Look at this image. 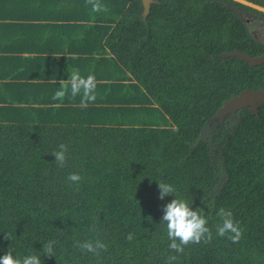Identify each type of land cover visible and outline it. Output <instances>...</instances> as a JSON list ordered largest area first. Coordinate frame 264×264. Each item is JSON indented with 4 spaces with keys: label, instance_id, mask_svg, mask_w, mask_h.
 I'll list each match as a JSON object with an SVG mask.
<instances>
[{
    "label": "trees",
    "instance_id": "obj_1",
    "mask_svg": "<svg viewBox=\"0 0 264 264\" xmlns=\"http://www.w3.org/2000/svg\"><path fill=\"white\" fill-rule=\"evenodd\" d=\"M100 2L107 12L87 0L60 9L77 21L67 26L76 30L67 49L78 53L68 66L95 76L94 102H14L0 83V257L11 250L42 264H168L169 256L172 264H264V104L212 121L226 101L264 90V63L233 56L264 55V41L251 34L264 14L230 0H151L146 13L142 0ZM61 143L63 168L51 155ZM70 173L82 176L78 185ZM158 182L203 211L210 243L183 253L168 247L161 220L175 196L159 199ZM220 208L243 229L239 242L216 234ZM95 239L107 245L99 256L75 246ZM49 241L57 242L53 256L43 251Z\"/></svg>",
    "mask_w": 264,
    "mask_h": 264
},
{
    "label": "crops",
    "instance_id": "obj_2",
    "mask_svg": "<svg viewBox=\"0 0 264 264\" xmlns=\"http://www.w3.org/2000/svg\"><path fill=\"white\" fill-rule=\"evenodd\" d=\"M64 4L66 0H0V83L10 88L7 94L14 102L34 106L65 102L67 96L63 100L52 97L60 88L59 81H67L65 72L74 67L68 66L70 58L78 53L67 49V39L76 33L67 26L77 21L75 15L60 13Z\"/></svg>",
    "mask_w": 264,
    "mask_h": 264
},
{
    "label": "clouds",
    "instance_id": "obj_3",
    "mask_svg": "<svg viewBox=\"0 0 264 264\" xmlns=\"http://www.w3.org/2000/svg\"><path fill=\"white\" fill-rule=\"evenodd\" d=\"M91 5L93 12H107V6L103 5L100 0H87ZM60 88L55 92L53 100H63L66 96L75 98L81 96L80 106L87 107L90 102L96 100L97 80L94 75L84 77L80 74L78 68L71 70V75L67 81H59ZM68 146L64 143L58 145L51 155L55 157V163L63 168L68 159ZM66 180L72 185H78L82 180V176L78 173H70ZM159 199L163 200L166 196L174 195L175 199L167 203L163 207V216L161 222L166 224L167 236L171 241L169 248L177 253H183L184 247L190 243H210L212 240V232L207 226L208 218L203 211L197 208L193 210L191 204L183 198L176 195L177 189L169 183L158 182ZM220 223L216 225V234L219 237H225L233 243L239 242L243 235V229L239 223L234 221L231 211L220 208L217 212ZM6 238L10 236L6 234ZM133 234L129 233L126 237L128 241L133 239ZM56 241H49L43 245L45 256H53V245ZM75 246L89 253L99 256L102 251L107 250V245L100 239L86 240L84 242H75ZM177 259L176 256L168 257V264H172ZM0 264H42L40 256L30 254L23 258L14 256L11 250L0 257Z\"/></svg>",
    "mask_w": 264,
    "mask_h": 264
},
{
    "label": "water",
    "instance_id": "obj_4",
    "mask_svg": "<svg viewBox=\"0 0 264 264\" xmlns=\"http://www.w3.org/2000/svg\"><path fill=\"white\" fill-rule=\"evenodd\" d=\"M232 2H235L237 4H240L242 6H245L249 9H252L254 11L260 12L262 14H264V7L260 6L258 4H255L253 2L247 1V0H230ZM143 2V6H144V10L145 13L148 11V7L149 4L151 2V0H142ZM233 56H236L238 58H241L242 60L246 61L247 63H249L251 66L253 65H261L264 63V55L263 56H259V57H255V58H251L247 55H244L242 53L239 52H235L233 53ZM252 96L253 98L248 100L249 102H251V105H248L245 107L244 103H245V97L246 96ZM264 104V90H245L243 91L239 96L233 97L232 99L226 101L222 107L218 110L217 114L212 118V121H218L223 119L226 115L228 114H234L237 110L240 109H244V108H249V110L254 113L256 112V109L260 106ZM250 106V107H249Z\"/></svg>",
    "mask_w": 264,
    "mask_h": 264
},
{
    "label": "rangeland",
    "instance_id": "obj_5",
    "mask_svg": "<svg viewBox=\"0 0 264 264\" xmlns=\"http://www.w3.org/2000/svg\"><path fill=\"white\" fill-rule=\"evenodd\" d=\"M256 22H258V24L256 23L255 25H253V31H251V34L253 35V37L259 41H264V20L261 19H254ZM253 97L248 95L245 97V107L248 105H251V102H249L248 100L252 99ZM251 101V100H250ZM250 107V106H249ZM216 122V121H214Z\"/></svg>",
    "mask_w": 264,
    "mask_h": 264
}]
</instances>
